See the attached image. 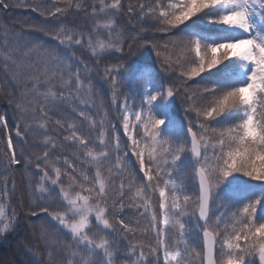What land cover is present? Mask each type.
<instances>
[{
  "label": "snow or ice",
  "instance_id": "1",
  "mask_svg": "<svg viewBox=\"0 0 264 264\" xmlns=\"http://www.w3.org/2000/svg\"><path fill=\"white\" fill-rule=\"evenodd\" d=\"M51 3L0 24V240L43 216L20 264H264V0Z\"/></svg>",
  "mask_w": 264,
  "mask_h": 264
},
{
  "label": "trees",
  "instance_id": "2",
  "mask_svg": "<svg viewBox=\"0 0 264 264\" xmlns=\"http://www.w3.org/2000/svg\"><path fill=\"white\" fill-rule=\"evenodd\" d=\"M6 2H9L12 5H16L19 4L20 0H6ZM25 3L28 6H22V7L11 6L7 10H4L2 5H0V24L7 23L9 25H15L17 24L18 20H23V19L29 20L34 24H43L45 22L46 17L44 15H41V12L52 8L51 0H25ZM60 6L63 7L64 5L61 4ZM34 9H38V10H34ZM69 19L79 20L80 16L74 11H70ZM17 30H19V27H17ZM77 54L79 55L80 53L78 52ZM119 56L120 54L116 53L115 55L104 59L101 64V68L106 64L117 62ZM129 59L135 65V68L132 70L133 78L136 76V73L140 68L144 66L152 67V62H155L157 66L159 64V61L157 60L154 52L146 51L143 49L135 52V54L131 56ZM87 62L90 64L93 63L91 59H87ZM100 87H101V91L97 97H101L104 99L97 98V104L98 105L102 104L104 107H107L109 104L110 93L107 91L106 85ZM4 97H5V92L0 91V113H4V112L10 113L11 109L9 108L8 104L5 102ZM114 110L115 109H112V111ZM177 114L184 115V113H179V112H177ZM177 122L179 123V121ZM14 144L17 146V148L20 147L18 138H14ZM3 150H4V142L3 139L0 138V151ZM31 150L37 152L40 151L38 147L33 148ZM13 171H14V178L17 187V192H16V198H14L11 202V206L15 208L17 205V201L19 199H23L26 197V179L21 175V171L18 168H14ZM153 199L155 200V197H153ZM17 212L19 213L18 208H17ZM10 213H11V209H9V214ZM127 215L133 216L134 214L129 212L127 213ZM44 219L45 218L43 216L39 218L24 217V216L19 217V227L15 232H13L12 237L14 238L9 245V251H10L9 254L11 255L12 257L11 259L12 261L15 262V264H20L21 259L24 258L23 254L19 253L16 248L17 243L20 240H24L26 237H28L33 229H38L40 224L44 222ZM34 243L39 245L38 240L34 241ZM29 246H31V244H29ZM36 250L42 251V249H40L39 247H37Z\"/></svg>",
  "mask_w": 264,
  "mask_h": 264
},
{
  "label": "rangeland",
  "instance_id": "3",
  "mask_svg": "<svg viewBox=\"0 0 264 264\" xmlns=\"http://www.w3.org/2000/svg\"><path fill=\"white\" fill-rule=\"evenodd\" d=\"M145 67L148 69L152 68L150 66H144L142 68H145ZM97 98L104 99L101 97H97ZM183 107H186V105H183L182 102L178 101L175 108L171 110V115L175 121L181 122L185 119H192V117H185L184 115L177 114V112L183 113V111H182ZM185 183L188 185L189 189L191 190L192 182H191L190 177H185ZM5 235L7 236V239L0 240V264H9V262H12V259H11L12 257L9 254L10 253L9 245L14 238V237H12L13 232L10 234H5Z\"/></svg>",
  "mask_w": 264,
  "mask_h": 264
}]
</instances>
